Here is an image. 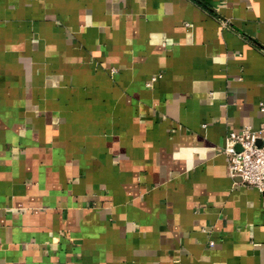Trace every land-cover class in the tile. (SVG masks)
<instances>
[{
  "label": "crops",
  "instance_id": "0c3cea01",
  "mask_svg": "<svg viewBox=\"0 0 264 264\" xmlns=\"http://www.w3.org/2000/svg\"><path fill=\"white\" fill-rule=\"evenodd\" d=\"M264 0H0V264H264Z\"/></svg>",
  "mask_w": 264,
  "mask_h": 264
},
{
  "label": "built area",
  "instance_id": "2783aa9c",
  "mask_svg": "<svg viewBox=\"0 0 264 264\" xmlns=\"http://www.w3.org/2000/svg\"><path fill=\"white\" fill-rule=\"evenodd\" d=\"M223 151L228 157L229 176L264 192V123L258 128L249 125L229 131Z\"/></svg>",
  "mask_w": 264,
  "mask_h": 264
}]
</instances>
